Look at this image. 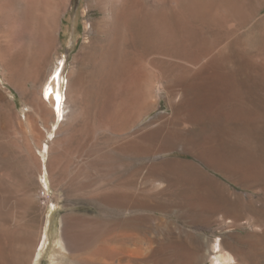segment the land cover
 <instances>
[{"label":"rangeland","instance_id":"374dc122","mask_svg":"<svg viewBox=\"0 0 264 264\" xmlns=\"http://www.w3.org/2000/svg\"><path fill=\"white\" fill-rule=\"evenodd\" d=\"M147 2L0 47V264H212L221 237L264 263V0Z\"/></svg>","mask_w":264,"mask_h":264},{"label":"bare ground","instance_id":"6f19581e","mask_svg":"<svg viewBox=\"0 0 264 264\" xmlns=\"http://www.w3.org/2000/svg\"><path fill=\"white\" fill-rule=\"evenodd\" d=\"M88 1H89V3L87 5L86 9L84 10V14H87L88 11H90L92 7L95 8L96 6H100V7H102L101 9H103V12H104V15H103L104 17L102 18V21L104 23H109L110 22V23L114 24L115 28H118V29L122 28V25H124L125 23L126 24L128 23L130 16H133L137 12L139 7L145 13H147L146 9L149 7L148 6V2H147L148 0H88ZM3 2L7 3L8 5L12 6L13 8L15 7L18 10L17 14L13 13L14 15L11 14L10 16H8L7 14H3L2 13L3 11L0 10V47H1L2 51H3V54H2V55H4L3 57L8 59L7 61H9V64L13 62V60H14V58H13L14 56L13 55L14 54L16 55V58H21L22 57L23 52H22L21 49L23 48V45L25 43L24 39L26 38V36L29 35V32H30L29 30L31 29L33 21L35 19L38 20L41 17V15H45L46 14V16H48L50 14V15H52L55 18V20L57 22V19L60 17V15L62 13V9L67 4V0H0V9L2 8ZM147 17H146V19H147ZM86 23H87V26H88L87 29H89V27H90V30H92L93 26L95 25V23L93 24L92 22H89L88 20H87ZM144 24L147 25V22L144 21ZM46 26L44 25L42 27V31H43V34L45 36H48L50 31H51L50 30L51 28L46 27ZM52 29H53L52 30L53 31L52 34L55 35V30L56 29H54V28H52ZM143 30H145V29H143ZM87 46H89V45H86V46H84L81 49V53L84 52V50L87 48ZM55 82L56 81L53 82V86L55 85ZM54 92L55 93L52 94L51 97H50V100H51L53 105H55V103H56L55 97H56V99L59 98V94H58L57 88H54ZM66 103H68V102H66ZM56 104H58V102ZM64 109H65V107H64ZM60 110H61V107H60ZM51 112H55V110L53 109V110H51ZM250 199H253V196ZM242 215H244V212L242 213V210L241 211L240 210L236 211L234 213V218H229L228 219L227 215L224 214L222 222H224L225 224H227V226H229L230 223L233 224V223H236L238 220H240ZM244 218H245V216H244ZM257 230L258 229H256V231ZM223 240L224 239H222V237L221 238H217L216 240H214V242L212 244L213 253H214V255L212 254L213 255L212 264H245L244 263V248L242 250H240L241 251L240 252L238 247H236L234 245L233 246L231 245L232 250L229 251L228 249H226V247H225L226 243H224ZM258 240H260V239H258ZM82 244H83V242L82 243L80 241L77 242V245H80V248H81ZM251 244H252V242H251ZM94 246H96V245L94 244ZM90 254H91V259H93V260H98L99 262L103 260L102 257H99V254H98L97 251H92V253H90ZM104 255H105V252H104ZM75 257L71 260L70 263L69 262L68 263L69 264H72V262L75 263V261H76ZM103 258H104V256H103ZM66 259L67 258L64 257V255H62V257H60L59 261L56 264H67L66 263ZM89 259H90V257H89ZM256 263H258V262H256ZM260 264H262V263H260Z\"/></svg>","mask_w":264,"mask_h":264}]
</instances>
